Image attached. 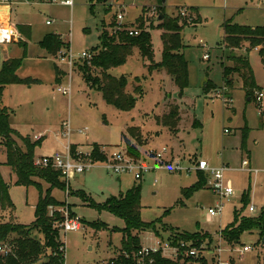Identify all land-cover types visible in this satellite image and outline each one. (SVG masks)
I'll use <instances>...</instances> for the list:
<instances>
[{
    "label": "rangeland",
    "instance_id": "374dc122",
    "mask_svg": "<svg viewBox=\"0 0 264 264\" xmlns=\"http://www.w3.org/2000/svg\"><path fill=\"white\" fill-rule=\"evenodd\" d=\"M53 1L21 0L12 10V25L30 26L31 39L19 36L17 43L0 45V68L5 59H23L18 76L39 80L32 86H8L4 92V106L12 112L11 127L19 134L15 140L23 148V139L36 144L35 160L56 154L65 156L69 145L76 147L74 158L80 162L89 161L93 144L104 147L107 153L124 149L146 170L141 180H136L134 173L116 175L98 164L70 181L61 179L65 189H52V197L63 205L50 208L49 214L57 211L65 219L77 220L82 225L80 231H60L65 245V264H110L120 255L126 223L103 210V204L139 185L141 219L147 224L157 223L155 229L159 234L140 232L142 247L153 249L161 243L162 253L170 257L173 248L165 247L170 235L199 233L210 237V249L223 250L222 256L206 257L207 264H264L258 231L245 233L240 244H228L223 238V231L232 225L245 194L249 195V203L243 216L257 217L264 211V111L255 102V93L251 99L247 97L238 76L234 77L232 89L224 87V66L234 64L223 45L227 21L264 29V0H165V3L162 0H74L73 8L63 6V0ZM183 8L193 12L188 10L184 17ZM118 14H122V21L117 19ZM161 16L181 26L185 46L182 51L189 63V86L181 90L165 71L151 73L148 66L152 62L143 59L138 49L134 50L125 65L109 71L114 77L128 78L129 93L139 85L144 91L134 110L120 112L84 80L81 69L90 65L93 58H79L83 53L96 55L103 30L107 28L109 33L116 30L109 26L112 23L120 29L127 27L129 32L139 30V21L143 20L153 44V63L160 64L162 36L167 31L159 20ZM49 34L60 35L70 44L69 55L78 60L72 73L39 47V42ZM206 51L210 53L209 60L203 59ZM235 55L248 59L258 88L264 90V61L259 49L246 43ZM55 66L65 72L59 84ZM99 74L100 71L93 72V76ZM59 88H70L71 95H63ZM173 107H178L181 115L175 132L156 122V118L167 115ZM65 123H70L72 128L70 139L65 136ZM130 127L140 128L134 132L135 137L128 136ZM85 129L88 131L84 135L79 133ZM124 135L128 137V144ZM128 149L135 154H130ZM200 160L213 168L226 166L224 181L231 185L233 195L220 197L206 186L189 199L184 197L183 191L197 181L195 165ZM245 160L251 162L252 170L260 172L244 169ZM6 162V151L0 146V170L14 204L13 211L0 213V223L14 221L30 225L35 220L39 190L35 186H18ZM36 181L45 193L49 185ZM219 206L221 212L211 218L209 210ZM252 206L256 208L255 213L249 211ZM36 237L45 243L43 235L36 234ZM244 246L252 250L240 255L237 250Z\"/></svg>",
    "mask_w": 264,
    "mask_h": 264
},
{
    "label": "trees",
    "instance_id": "16d2710c",
    "mask_svg": "<svg viewBox=\"0 0 264 264\" xmlns=\"http://www.w3.org/2000/svg\"><path fill=\"white\" fill-rule=\"evenodd\" d=\"M52 0H41V2H51ZM192 11V9H187ZM193 12V11H192ZM162 25L166 32L162 36L163 40V60L160 64L153 63L154 51L150 34L144 29L145 22H139V35L130 36L127 27L118 28L116 23H112L111 28L115 29L112 33L105 28L100 38L98 52L90 61V65H85L82 76L88 86L95 88L102 93L105 102L116 108L120 112H131L135 109L138 100L144 95L142 86L135 88L134 92L127 91L129 82L126 76L114 77L109 71L125 65L133 56L134 50H139L143 59L152 62L148 66L151 73L165 71L181 90L189 86V63L183 53V39L181 36V26L176 27V21L163 18ZM106 27V26H104ZM21 37L26 40L31 39V27L20 25L16 27ZM224 49L230 52V60L234 64L232 67L224 66V87L232 89L234 87V77L238 76L243 81V88L248 98H252L258 88L255 77L246 57H238L236 51L242 50L248 43L254 48L259 49V54L264 61V29L261 27H249L234 24L227 21L224 25ZM184 46V47H183ZM39 47L50 56L57 58L62 50L70 49V44L64 42L62 37L57 34L46 35L40 42ZM25 49V45L23 46ZM27 55L25 49L24 58ZM23 59H9L2 63L0 68V146L6 151V165L11 168L16 176V184L22 187L35 186L39 190V201L35 208V220L30 225H21L14 221L0 223V246L7 245L11 251L5 255L0 253V264H65V245L60 238V224L64 222V216L59 212L49 214L52 207H60L62 202L56 201L51 191L54 188L65 189V183L61 172L52 167H40L35 164L34 148L29 139H23V148L15 140L19 136L11 127V110L4 106L3 96L6 88L11 85L24 84L32 86L39 83L36 79H22L18 76V71L22 67ZM94 71H100L99 76H93ZM56 83H61L63 71L55 66ZM139 81V78H136ZM211 84H208V86ZM212 89L208 87V90ZM158 125L168 128L175 132L180 125L181 115L178 107H173L170 112L156 118ZM138 127L127 129L129 136H134ZM126 144L128 137L123 136ZM135 137V136H134ZM104 147L93 144L89 159L94 163L105 162L106 154ZM129 150V149H128ZM130 154L133 150L128 151ZM71 154L75 157L76 147L71 146ZM135 154V153H134ZM1 168V164H0ZM197 181L189 189L183 191L184 197L189 199L194 193L203 190L207 186V178L202 172H198ZM42 180L49 185L44 193L42 185L36 181ZM141 185L134 186L127 193L118 197H111L103 204V210L123 219L126 228L122 231L124 239L120 255L112 260L110 264H207L206 257H191L179 255L175 259L163 256L162 251L150 253L148 256H139L142 242L139 233L142 231H154L156 234L157 223H144L141 219ZM242 207L235 211L234 221L224 232L225 241L240 244V238L247 232L258 231L262 242L264 241V211L257 217L243 216V212L249 203V195L245 194L242 199ZM14 209V204L10 197V188L4 181L0 170V213ZM36 234L44 236L43 244L36 237ZM159 235V234H158ZM260 239V240H261ZM168 242L172 246L191 243L193 247L199 248L207 243V247L212 248V241L208 235L199 233H179L174 232L170 235ZM261 242V243H262Z\"/></svg>",
    "mask_w": 264,
    "mask_h": 264
},
{
    "label": "built area",
    "instance_id": "2783aa9c",
    "mask_svg": "<svg viewBox=\"0 0 264 264\" xmlns=\"http://www.w3.org/2000/svg\"><path fill=\"white\" fill-rule=\"evenodd\" d=\"M21 0H0V45L2 44H11L18 40L19 33L17 32L16 28L11 25V13L14 7L20 2ZM51 2H54L53 0ZM63 6L67 8H73L75 5L74 0H63L61 2ZM181 15L186 17L187 12H189L187 9L183 8L181 11ZM8 15V17L6 16ZM117 19L119 21L123 20L122 14L117 15ZM48 25L50 22L47 23ZM130 36H138L139 31L138 30H129ZM70 50H62L58 53L56 60L58 63L65 66L70 73L73 72L74 67L78 60H76L73 56L69 55ZM93 56L88 53H83L79 60H85V59H92ZM204 60L210 59V53L206 51L204 57ZM71 78V77H70ZM225 89V88H224ZM59 92L62 93L65 96L71 95V89L67 88H59ZM255 93V102L261 109V112L264 111V90L260 89L254 92ZM227 103V102H226ZM64 128H66V137H71L72 135V128L70 123H65L63 125ZM88 129L80 130L79 133L84 135ZM228 132L227 130L225 131ZM40 138V137H39ZM38 138V140H40ZM103 152L107 156V160L105 162H99L94 163L89 158V161L87 162H80L74 158V156L71 154V146H68V154L63 156L56 154L55 156L50 157H44L42 159L35 160V164L40 167H52L58 171L61 172V175L63 179L66 181H70L74 179L76 176L86 173L87 171L91 170L95 165L103 164L105 168L116 174L121 175L124 173H134L136 180H141L142 174L144 171H146L142 165H138L136 162H134L130 156L127 155V153L123 150H118L113 153H107L106 149H103ZM90 157V153L88 154ZM196 172H202L206 175L207 178V187L208 189L212 190L214 193L218 194L220 197H230L234 194V191L230 184L225 183V170L226 166H222L220 168H213L210 166V164L205 160H200L196 163ZM244 169H249L250 173H256L258 174L260 171L252 170L250 167V162L248 160H245L242 164ZM222 207H216L209 210V216L211 218L217 217L219 213L221 212ZM249 211L251 213L256 212L255 207H250ZM60 228L62 230H65L66 232H72V231H80L82 229V225L77 220H69L64 218V222L61 223ZM180 246H172L170 242H167L166 248H173L174 253L170 255V257L165 256L163 253V256L167 258H177L179 255L184 256H191V257H199V255H204V257H212L216 258L217 256H222L223 250L220 248L210 249L207 247L206 244H202L199 248L193 247L191 243H181ZM161 246V243H157V247L150 249V248H142L139 252V256H148L150 253H157L159 251L163 252V248L159 247ZM262 250L264 251V241L261 244ZM252 250V247L250 246H244L241 250H237V252L240 255H243L244 253H248ZM11 251L10 247L7 245L0 246V253L2 254H9ZM219 254V255H217ZM219 264H229V263H222L219 262Z\"/></svg>",
    "mask_w": 264,
    "mask_h": 264
},
{
    "label": "crops",
    "instance_id": "0c3cea01",
    "mask_svg": "<svg viewBox=\"0 0 264 264\" xmlns=\"http://www.w3.org/2000/svg\"><path fill=\"white\" fill-rule=\"evenodd\" d=\"M28 1H31V0H28ZM16 7L17 6H15L14 7V9H16ZM11 25H12V20H11ZM15 28L17 27V26H14ZM16 30H17V28H16ZM17 32H18V30H17ZM19 33V32H18ZM20 37H21V35H19ZM62 40L64 41V39L62 38ZM15 43H17V41L15 42ZM6 60H9V59H5V60H3L2 61V63L4 62V61H6ZM2 63H1V66H2ZM60 69V68H59ZM60 70H62V69H60ZM65 73V72H64ZM249 101H250V99H249ZM195 165V164H194ZM250 167H251V162H250ZM10 188V187H9Z\"/></svg>",
    "mask_w": 264,
    "mask_h": 264
},
{
    "label": "water",
    "instance_id": "95a60500",
    "mask_svg": "<svg viewBox=\"0 0 264 264\" xmlns=\"http://www.w3.org/2000/svg\"><path fill=\"white\" fill-rule=\"evenodd\" d=\"M162 1H163V3H165V0H162ZM163 18H164V17H163V16H161V17L159 18V20H160V21H162V20H163ZM175 26H176V27H179V24H177V23H176V24H175Z\"/></svg>",
    "mask_w": 264,
    "mask_h": 264
},
{
    "label": "bare ground",
    "instance_id": "6f19581e",
    "mask_svg": "<svg viewBox=\"0 0 264 264\" xmlns=\"http://www.w3.org/2000/svg\"><path fill=\"white\" fill-rule=\"evenodd\" d=\"M8 17V15H6Z\"/></svg>",
    "mask_w": 264,
    "mask_h": 264
}]
</instances>
